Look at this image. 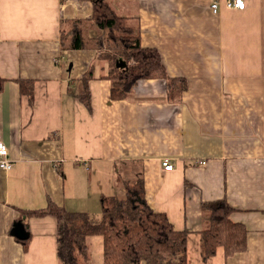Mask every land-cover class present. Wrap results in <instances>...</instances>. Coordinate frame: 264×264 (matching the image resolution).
<instances>
[{"label":"crops","instance_id":"crops-1","mask_svg":"<svg viewBox=\"0 0 264 264\" xmlns=\"http://www.w3.org/2000/svg\"><path fill=\"white\" fill-rule=\"evenodd\" d=\"M213 1L117 0L138 19L142 46L158 49L187 88L169 99L165 79H142L129 98L112 99L99 49L61 46V29L89 20L93 0H0V137L14 161L0 167V264H62L56 215L24 211L53 201L92 214L103 194L123 192L121 172L143 177L149 205L189 232L188 264L192 244L199 264H264V0L243 9L220 0L217 13ZM91 68L89 107L79 94ZM21 79L34 81L33 103ZM219 200L246 226L247 244L205 258L203 205ZM19 219L28 222L27 250L13 233Z\"/></svg>","mask_w":264,"mask_h":264},{"label":"trees","instance_id":"trees-1","mask_svg":"<svg viewBox=\"0 0 264 264\" xmlns=\"http://www.w3.org/2000/svg\"><path fill=\"white\" fill-rule=\"evenodd\" d=\"M117 0H93V15L89 20L71 21V27L61 29V46L67 49L97 48L98 57L109 64L104 76L111 80V98L127 99L134 86L142 79L166 80L167 96L178 99L187 88L184 77L169 75L161 53L141 43L140 25L135 17L123 15L115 7ZM96 28L95 37H88L90 28ZM124 61L126 67L118 66ZM91 68L84 76L80 98L90 107L88 80ZM5 79L0 77V91ZM20 91L31 103L35 98L34 81L21 79ZM123 194L101 196V213L94 216L85 211H70L50 201L47 207L24 211L25 218L54 214L58 219L57 255L62 264H80L87 261L89 237L103 239L104 264H188L187 230H177L163 212L155 211L147 202L144 179L137 177L123 181ZM207 226L201 230L202 253L213 256L219 246L228 253L243 250L247 244V228L234 221L231 206L226 200L203 205ZM28 230V222H25ZM30 233L20 238L24 249L30 242Z\"/></svg>","mask_w":264,"mask_h":264},{"label":"rangeland","instance_id":"rangeland-1","mask_svg":"<svg viewBox=\"0 0 264 264\" xmlns=\"http://www.w3.org/2000/svg\"><path fill=\"white\" fill-rule=\"evenodd\" d=\"M106 176L108 177V175H106ZM126 178L131 179V175L128 173L127 175L124 176L122 172L118 175V183H117L118 187L122 188L123 181L128 180ZM115 186H117V185H115ZM109 191L113 192V189H107L106 190V192H109ZM119 193H121V191ZM123 193L124 192H122L121 194H123ZM107 195H110V194H107ZM95 210L96 211H94L93 215L98 217L101 213V203L96 204ZM88 245H89V252H88L87 261L82 262V260H80V262H81L80 264H104V261H103V239H102V237L101 236L89 237ZM195 248H196L195 245L192 244L191 247H189V251H190L191 257L194 258V264H199L198 263L199 259L196 258L197 256L199 257V252Z\"/></svg>","mask_w":264,"mask_h":264},{"label":"built area","instance_id":"built-area-1","mask_svg":"<svg viewBox=\"0 0 264 264\" xmlns=\"http://www.w3.org/2000/svg\"><path fill=\"white\" fill-rule=\"evenodd\" d=\"M221 1L214 0L211 4V9L213 12L217 13L220 9ZM226 5L228 7L243 9L245 8V0H226ZM0 36H1V27H0ZM59 63L64 62V56L60 55L56 59ZM204 163V161H202ZM14 165L13 159L10 158L9 146L7 143L0 137V167L3 169H10ZM162 167L167 171H172L175 168L173 162L165 157L161 162Z\"/></svg>","mask_w":264,"mask_h":264},{"label":"water","instance_id":"water-1","mask_svg":"<svg viewBox=\"0 0 264 264\" xmlns=\"http://www.w3.org/2000/svg\"><path fill=\"white\" fill-rule=\"evenodd\" d=\"M118 66L120 67H126V63L124 61H119ZM73 67V63L69 64L68 70L71 71ZM13 233L16 234L19 238H25L28 236V231L26 230L24 222L19 219L14 223L13 227Z\"/></svg>","mask_w":264,"mask_h":264}]
</instances>
